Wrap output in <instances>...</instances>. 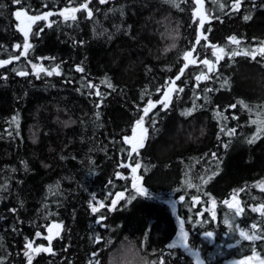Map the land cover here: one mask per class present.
Listing matches in <instances>:
<instances>
[{
	"label": "trees",
	"instance_id": "trees-1",
	"mask_svg": "<svg viewBox=\"0 0 264 264\" xmlns=\"http://www.w3.org/2000/svg\"><path fill=\"white\" fill-rule=\"evenodd\" d=\"M203 1L198 40L196 0H90L92 17L82 10L75 21L58 11L87 0H0V60L20 57L0 67V264H28L26 242L47 248L54 223L62 227L52 251L34 253L31 264L119 262L129 239L152 264H191L183 248L169 247L180 220L203 264L264 257V215L253 211L264 205V0H241L238 10L236 0ZM23 9L54 13L35 22L26 57L14 47L25 42L14 15ZM32 64L59 65L60 75L37 76ZM201 73L209 78L197 81ZM172 82L164 107L158 101ZM148 101L146 139L130 156L125 138ZM135 163L147 195L133 188ZM120 192L125 199L111 210Z\"/></svg>",
	"mask_w": 264,
	"mask_h": 264
},
{
	"label": "snow or ice",
	"instance_id": "snow-or-ice-1",
	"mask_svg": "<svg viewBox=\"0 0 264 264\" xmlns=\"http://www.w3.org/2000/svg\"><path fill=\"white\" fill-rule=\"evenodd\" d=\"M22 0H13V3L14 4H21ZM90 2V0H87V2H84V3H81L78 7H72V8H65L63 9L59 15L63 17V19L65 21H68V20H71V21H75L77 19V16H76V13L79 12V11H85L87 16L89 18L92 17L93 15V12L91 9H89L88 7V3ZM101 3H105L106 0H100ZM197 3L200 2V0H196ZM240 4H241V0H236L235 4L233 5V8L234 10H238L239 7H240ZM4 7V5L0 4V8ZM15 15V18L16 20H21V17H26L31 23H35L36 21H40V20H44V21H48V18L52 15H54V13L52 12H47L43 15H35V16H29L28 15V10L27 9H23V10H20V11H16L14 13ZM244 19H249V17H244ZM201 25H203V20L200 21ZM48 27H51V22L48 23L47 25ZM20 31L23 32L24 34V38H25V42L23 43V45H20V44H17L15 45L14 47L17 49V50H20L22 48V55H24L25 57L27 56L28 52H29V49L32 47L30 43H28V35H29V31L24 29V28H20ZM230 41L234 44H239L240 41L236 38V37H230L229 38ZM197 43H199V41H197ZM219 51L221 53L224 52V49L223 48H220ZM259 51L264 54V48H261L259 49ZM240 52L238 51H232L230 53L231 56H236V55H239ZM244 55H251L253 59H255V53L254 52H247L245 51L243 53ZM213 55L215 56L216 53L213 52ZM190 57H192V52H187L184 56V59L187 61ZM20 57L19 56H13L9 59H5V60H0V67H3L4 65H7V64H11L13 62V60H18ZM221 57L217 56V61L220 59ZM196 59H193L192 60V63H196ZM29 63L31 64V61H29ZM200 63L204 64L205 66H207V69H208V72H212L213 69H212V64L211 62L208 60V59H203L202 61H200ZM188 65L185 64V67H187ZM32 69L34 70L35 74L37 76H39L40 73H45L46 75H53V74H56V75H60V69H59V65H56L54 68H52L51 70H49L48 68L44 67L42 64L40 65H37V64H32L31 65ZM77 71L79 72H83L84 71V68L83 67H80L78 66L76 68ZM18 75H21V76H25V75H28L27 72H24V71H20L17 73ZM209 77L204 74V73H201V75L197 76L196 77V80L199 81L201 79H208ZM176 79H179V76L176 77ZM105 83H107V81H105ZM172 85L173 86H170L169 89H168V93L172 92L174 90V82H172ZM87 87L88 88H91V89H95V95L99 96L101 95V93L99 92V89L97 88L96 85H93L91 82H89L87 84ZM108 87H112L111 84H108ZM179 91H183V89H179ZM168 93H165V100L168 99ZM161 103H164V102H161ZM167 103H164V107H167ZM153 107H155V103L153 101H148L147 102V106L144 107L142 109L143 111V116L137 120L136 122V126L133 128V135L132 137H126L125 140L127 143L131 144L132 145V151H136L138 147H142L143 146V139L140 140L139 143H135L134 140L136 138V129L139 128L141 129V133H142V136L143 135H146L147 133V129L143 127L144 125V117L145 116H148L149 114V111L150 109H152ZM231 107H235L234 105L231 106ZM13 120H17V117H14ZM253 123H256V121H253ZM261 125H262V130H264V121H261ZM235 132V129H232V130H229L228 132V135H232L234 134ZM255 138H253V140H249V143H252L254 141ZM140 164L137 163L135 168L132 169V171L135 173L136 170L138 168H140ZM139 178L137 177H133V188L136 189V192L139 194V195H147V190L146 189H143L141 187H138L137 186V183L136 181L138 180ZM136 197L135 196H132L129 200H127V203H131L132 200H134ZM125 199V194L123 192H120V193H117L116 194V198L114 200L111 201V205H110V208L111 210H116V205L118 203V201L120 200H123ZM225 203L227 204L228 201H225ZM231 206V205H230ZM105 205L103 203H101L99 205V207H96V206H92L91 208V211L93 213H96L98 212L100 209L104 208ZM12 211H15V209H13ZM243 211L242 208H239L237 207L236 208V214L239 215L241 212ZM253 211H260L262 215H264V205H261L260 208H254ZM105 217H101V220H103ZM227 223V221H225ZM62 227V225L60 224H52L50 227H48V232L50 233V235L48 236H45L44 239L48 240L49 241V246L47 248H45L43 245H39V246H36V247H33V244H34V241H27L26 244H25V256L28 257V264H31V260H32V255L34 253H40L41 251H44V252H51L52 249H51V240L54 238V236H58L59 235V229ZM253 228H255L256 226L253 225L252 226ZM57 229V231L55 233H53V229ZM181 237H180V241L178 243L181 244V246L183 247H187V233L184 232V227H183V222H181ZM207 236H212V233L209 232L206 234ZM240 235L242 237H244L245 239H249V240H256V239H259V237H257L256 235H249L248 233L244 232V231H241ZM41 236V233L40 232H37L36 233V237H40ZM100 240V237L97 236L96 237V241L99 242ZM169 247H176V244H171L169 245ZM198 256V254H196ZM258 258V257H257ZM251 259V258H249ZM198 264H199V260H198ZM259 264H264V260H260L259 261Z\"/></svg>",
	"mask_w": 264,
	"mask_h": 264
},
{
	"label": "rangeland",
	"instance_id": "rangeland-1",
	"mask_svg": "<svg viewBox=\"0 0 264 264\" xmlns=\"http://www.w3.org/2000/svg\"><path fill=\"white\" fill-rule=\"evenodd\" d=\"M66 8H72V7H66ZM65 9V8H63ZM63 9H61L60 11H58V13H60ZM20 11V10H17ZM30 15V14H28ZM18 26L19 29L20 28H24V29H28L29 31V35H28V42L30 41L31 36L34 33L35 27H36V23H31L26 17H21V20L18 21ZM23 33V32H22ZM136 131L141 132V129H136ZM134 177V176H133ZM116 198V196H115ZM119 202V201H118ZM172 202V201H171ZM233 203H237V198H234ZM100 204L96 205V207H99ZM57 231V229H53V233H55ZM184 232L187 233V247H183L181 246L180 243H178L180 241V237H181V231L179 232V234L177 235L175 242L177 245H179L181 248H183L187 253H189L191 255V261L194 264H198V260H199V264H203L202 260L200 258L199 252L196 248H193L189 243H188V232L187 230L184 229ZM198 254V256L196 255ZM258 257V258H257ZM251 258V259H249ZM260 260H264V257H259V256H248L245 258H241V259H229L227 260L225 263L223 264H259Z\"/></svg>",
	"mask_w": 264,
	"mask_h": 264
},
{
	"label": "clouds",
	"instance_id": "clouds-1",
	"mask_svg": "<svg viewBox=\"0 0 264 264\" xmlns=\"http://www.w3.org/2000/svg\"><path fill=\"white\" fill-rule=\"evenodd\" d=\"M177 36L179 38V32ZM119 255L121 256L119 262L115 255H110L107 264H152L144 250L131 239L127 243H122Z\"/></svg>",
	"mask_w": 264,
	"mask_h": 264
},
{
	"label": "water",
	"instance_id": "water-1",
	"mask_svg": "<svg viewBox=\"0 0 264 264\" xmlns=\"http://www.w3.org/2000/svg\"><path fill=\"white\" fill-rule=\"evenodd\" d=\"M197 5H198V13H199V16H200V18L203 20V24H204L207 18H206L205 12H204V3H203V0H200V2L197 3ZM30 16H32V15H30ZM202 26H203V25H200V31H199V38H198V40H199V39L201 38V36H202V31H201ZM26 30H28V29H26ZM13 61H17V60H13ZM183 75H184V70L178 75V76H179V79H176V80L179 81V80L183 77ZM170 96H171L170 93H168V99L170 98ZM168 99L165 100V95H164L161 99H159L158 103L161 105V104H163V103H161V102H167ZM132 135H133V133L131 134L130 137H132ZM146 135H147V133H146ZM146 135H143V136H142V133H141V132L136 131V138H135L134 142H135V143H139L140 140L143 139V144H144L145 139H146ZM129 146H130V155H134V153H135L139 148H141V147H138L136 151H132V145L129 144ZM135 166H136V164L133 166V168H135ZM133 168H132V169H133ZM139 171H140V168H138V169L136 170L135 173L133 172L134 175H135V177H137V178H139ZM137 181H138V180H137ZM137 181H136V182H137ZM171 207H172V210L174 211V210H175V205L172 204Z\"/></svg>",
	"mask_w": 264,
	"mask_h": 264
},
{
	"label": "bare ground",
	"instance_id": "bare-ground-1",
	"mask_svg": "<svg viewBox=\"0 0 264 264\" xmlns=\"http://www.w3.org/2000/svg\"><path fill=\"white\" fill-rule=\"evenodd\" d=\"M196 3H197V2H196ZM203 3H204V1H203ZM197 12H198V5H197ZM204 12H205V7H204ZM76 15H77V13H76ZM205 15H206V12H205ZM198 16H199V13H198ZM199 18H200V16H199ZM206 18H207V15H206ZM200 20H202V19L200 18ZM206 22H207V19H206L205 23H206ZM205 23H204V24H205ZM204 24H203V26H204ZM200 25H201V24H200ZM203 26H202V27H203ZM199 28H200V27H199ZM201 29H202V28H201ZM185 64H187L188 66L185 67ZM189 66H190V63H189L188 61L185 60V63H184V65H183V67H182L180 73H181L183 70H184V72H185V70H186ZM180 73H179V74H180ZM179 74H178V75H179ZM178 75H177V76H178ZM177 76H176V77H177ZM140 149H141V148H139V149L134 153V155L138 154L139 151H140ZM134 155H130V156H134ZM135 164H137V163H135ZM135 164L132 165V168H133V166H134ZM132 168H131L132 175L135 176L134 173H133V171H132ZM139 174H140V171H139ZM172 204L175 205V202L173 201V202L171 203V205H172ZM171 208H172V207H171ZM172 211H173V210H172ZM174 211H176V205H175V210H174ZM181 222H183V221L180 220V223H181ZM184 226H185V223L183 222V227H184ZM191 264H193V262H191Z\"/></svg>",
	"mask_w": 264,
	"mask_h": 264
},
{
	"label": "flooded vegetation",
	"instance_id": "flooded-vegetation-1",
	"mask_svg": "<svg viewBox=\"0 0 264 264\" xmlns=\"http://www.w3.org/2000/svg\"><path fill=\"white\" fill-rule=\"evenodd\" d=\"M174 244V243H173ZM245 258V257H244ZM229 259H241V258H229ZM229 259H227V260H229ZM227 260H225L224 262H222V263H220V264H223V263H225ZM203 263V262H202ZM194 264V263H193Z\"/></svg>",
	"mask_w": 264,
	"mask_h": 264
}]
</instances>
